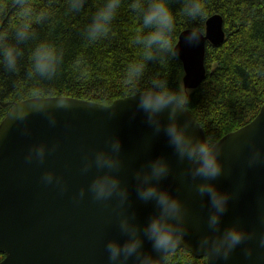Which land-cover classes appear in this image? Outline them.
Segmentation results:
<instances>
[{"label": "clouds", "instance_id": "1", "mask_svg": "<svg viewBox=\"0 0 264 264\" xmlns=\"http://www.w3.org/2000/svg\"><path fill=\"white\" fill-rule=\"evenodd\" d=\"M122 2L103 0L97 7L83 31L88 43L109 36ZM54 3L55 0H47L45 7L36 8L31 0H10L17 22L12 25L11 34L8 30H0V66L7 72L15 74L20 71L19 65L25 56L22 46L34 42L29 51L30 68L26 78L37 84L52 82L57 78L65 63V51L55 42L39 39L36 31L37 27L51 21ZM85 5L86 0H67V11L79 13ZM181 5L176 12L170 0H129L127 6L140 24L132 39L139 49V58L126 65L125 84L135 88L145 76L149 64H164L169 57H179L180 50L174 42L178 15L194 22L207 18L204 0H181ZM8 8L7 3L0 4V15L7 13ZM200 41L198 28L193 27L184 35V42L189 46H198ZM76 63L82 64L83 61L77 58ZM26 97L13 103L6 119L0 122V143L13 127L19 129L22 136H30L32 131L28 120L32 115L45 117L49 126L55 127L58 123L56 111H67L73 107V102L66 96H54L43 87L28 89ZM132 99L136 100L132 118L142 112L151 135L158 137L163 134L167 138L178 162L186 164L179 174L181 181L189 182L190 188L201 198L202 206L208 208L207 233L200 236L196 247V251L204 253L207 264L214 260L228 261L241 245H244L242 251L245 258L253 256L251 243L264 249V232L258 236L254 228H247L241 220L236 219L222 228V217L228 211L229 201L238 198L239 191L221 192L216 187L214 182L226 175L220 159L223 147L210 136L199 139L190 134L193 119L180 122V116L187 113L185 106L189 102L183 90L171 87L167 80L157 76L150 80L148 89L137 91ZM115 115V111L110 113V117ZM195 124L199 126L196 121ZM246 143L249 147L247 167L264 166V148L257 147L252 140ZM59 147L58 141L51 145L46 142L33 144L24 157L25 163L43 165L48 155L55 153ZM122 149L121 140L113 135L105 140L104 148L83 152L81 173L88 174L94 169L95 175L86 188L81 187L74 194L73 200L79 203L90 195L93 202L112 209L123 240L112 238L105 243L108 264H129V261L132 264H168L179 249L191 251L192 245L186 240L190 232V210L178 195L161 186L173 174V169L168 158L160 155L143 162L133 174L136 199L144 204L153 203L155 207L147 222L141 225L133 207L130 189L120 175L125 167ZM40 182L57 187L61 194L68 190L64 177L51 170L41 175ZM260 223L264 224V214L260 217ZM145 241L150 242L151 251L145 250Z\"/></svg>", "mask_w": 264, "mask_h": 264}, {"label": "water", "instance_id": "2", "mask_svg": "<svg viewBox=\"0 0 264 264\" xmlns=\"http://www.w3.org/2000/svg\"><path fill=\"white\" fill-rule=\"evenodd\" d=\"M188 31L181 32L176 43L180 50L177 59L183 69L182 89L186 92L199 87L205 79V42L217 47L225 38L222 18L218 15L206 20L198 46L184 42ZM132 97L116 99L109 105L68 98L73 107L56 111L55 127H50L45 117L32 115L28 120L30 136H22L15 127L9 131L0 143V255L3 256L0 264H108L105 243L112 238L123 240L112 209L93 202L90 195L79 203L74 202L73 196L81 187L86 188L95 175L94 169L88 174L81 173L83 152L104 148L105 140L113 135L122 142L125 167L120 175L130 189L138 222L146 223L155 207L153 203L144 204L136 199L134 171L146 160L165 155L173 174L161 186L178 195L190 210V232L186 240L192 248L191 251L181 249L196 259L204 258L207 264L204 253L196 251V247L200 236L207 233L208 208L202 206L201 198L190 188L189 182L181 181L179 174L186 164L178 162L167 138L163 134L151 135L142 112L132 118L136 110V100ZM13 103L0 102V107L10 109ZM113 111L116 115L110 117ZM186 112L180 116V122L193 119L190 134L204 139L202 129L195 124L196 119ZM164 120L166 123V113ZM249 140L264 148V103L249 123L216 142L223 147L220 159L226 175L214 182L221 192L239 191L238 198L229 201L222 228L239 219L247 228H254L259 236L264 232V224L260 223L264 214V166L247 167L249 147L246 142ZM56 141L60 147L48 155L43 165L25 163L24 157L31 145L41 142L51 145ZM47 170L64 177L67 192L61 194L57 187L40 182ZM250 246L254 248L251 258H245L244 245H241L228 261L214 260L209 264H264V249L255 243ZM144 248L151 251L150 242L145 241Z\"/></svg>", "mask_w": 264, "mask_h": 264}, {"label": "trees", "instance_id": "3", "mask_svg": "<svg viewBox=\"0 0 264 264\" xmlns=\"http://www.w3.org/2000/svg\"><path fill=\"white\" fill-rule=\"evenodd\" d=\"M103 0H86L84 10L68 13L67 0H55L52 19L43 27H37L39 39L55 42L65 51V63L52 82L37 84L28 80L29 51L34 42L23 45L18 73H9L0 66V102H17L27 98L32 87H43L52 95L109 105L114 100L129 97L137 91L149 88L150 80L159 77L175 89H182L183 69L177 58L169 57L164 64H149L145 76L135 88L125 84L126 65L139 58V49L132 43L140 26L135 14L128 8L129 0H123L109 36L95 43H88L83 31L92 14ZM207 18L191 21L177 16L174 34L178 36L193 27L204 32L206 20L218 15L222 18L224 42L217 47L206 46L203 82L194 90L183 91L188 98L185 109L196 119L204 138L219 141L226 134L249 123L264 103V0H204ZM9 5L7 13L0 15V30H8L16 23L10 0H0ZM36 8L45 7L47 0H31ZM178 12L181 0H170ZM77 58L83 63L77 64ZM183 90V89H182ZM8 108L0 107V122ZM3 256L0 255V261ZM168 264H205L180 249Z\"/></svg>", "mask_w": 264, "mask_h": 264}, {"label": "bare ground", "instance_id": "4", "mask_svg": "<svg viewBox=\"0 0 264 264\" xmlns=\"http://www.w3.org/2000/svg\"><path fill=\"white\" fill-rule=\"evenodd\" d=\"M207 45H209L210 47H212V45L208 41L205 42V46H207ZM205 75H206V69H205Z\"/></svg>", "mask_w": 264, "mask_h": 264}, {"label": "rangeland", "instance_id": "5", "mask_svg": "<svg viewBox=\"0 0 264 264\" xmlns=\"http://www.w3.org/2000/svg\"><path fill=\"white\" fill-rule=\"evenodd\" d=\"M184 91V90H183ZM186 92V91H185Z\"/></svg>", "mask_w": 264, "mask_h": 264}]
</instances>
